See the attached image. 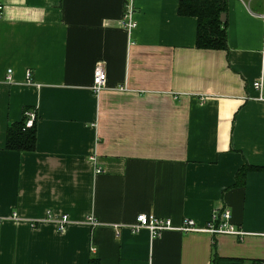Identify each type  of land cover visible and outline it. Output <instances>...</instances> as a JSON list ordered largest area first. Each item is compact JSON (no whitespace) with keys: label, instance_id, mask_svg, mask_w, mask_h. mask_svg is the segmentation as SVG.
Segmentation results:
<instances>
[{"label":"crops","instance_id":"crops-1","mask_svg":"<svg viewBox=\"0 0 264 264\" xmlns=\"http://www.w3.org/2000/svg\"><path fill=\"white\" fill-rule=\"evenodd\" d=\"M0 1V264L264 260V0H227L217 48L197 45L180 0H129L130 30L128 0ZM26 109L35 146L9 148ZM225 207L242 234L129 227L140 212L202 226Z\"/></svg>","mask_w":264,"mask_h":264},{"label":"built area","instance_id":"built-area-1","mask_svg":"<svg viewBox=\"0 0 264 264\" xmlns=\"http://www.w3.org/2000/svg\"><path fill=\"white\" fill-rule=\"evenodd\" d=\"M4 4L0 1V16L3 13ZM133 6L132 3L128 0L125 5L124 14L120 19V24L124 26L126 29L130 30L135 26L136 22L132 17L133 14ZM260 16L264 20V11L260 13ZM11 69H7V76H10ZM106 71L102 65H96L93 69V79L91 88L94 92H98L106 83ZM254 88L259 91L262 87V80L256 79L252 82ZM36 111L35 109H26L23 115V128H29L34 126L36 120ZM99 167L96 168V171H100ZM11 218L17 219L18 215L16 212H12L9 215ZM4 218L3 215L0 214V221ZM56 225L61 229L65 227L70 221V217L67 213H61L60 215H51L49 217ZM88 222L94 224L96 223V219L89 215ZM33 222V221H32ZM129 227L132 230H139L141 228H145L149 231L152 237L158 236L165 229H179V230H200V231H208L211 233H239L242 234L244 231L234 225V222L231 220V210L227 207L221 210H215L212 214V217L205 223V225L199 226L195 223L193 218L184 217L180 224H173L172 220L169 217L157 216L152 213H144L140 212L136 215L134 222H132Z\"/></svg>","mask_w":264,"mask_h":264},{"label":"trees","instance_id":"trees-1","mask_svg":"<svg viewBox=\"0 0 264 264\" xmlns=\"http://www.w3.org/2000/svg\"><path fill=\"white\" fill-rule=\"evenodd\" d=\"M227 0H180L178 11L182 14H193L197 17L196 42L200 47L217 48L226 45V21H219V13L226 11ZM23 122L10 127L7 136V146L14 149L29 150L34 148L35 126L23 128ZM243 257L215 256L211 264H242ZM253 264H264L263 259H254ZM90 264H99L92 257Z\"/></svg>","mask_w":264,"mask_h":264},{"label":"water","instance_id":"water-1","mask_svg":"<svg viewBox=\"0 0 264 264\" xmlns=\"http://www.w3.org/2000/svg\"><path fill=\"white\" fill-rule=\"evenodd\" d=\"M219 21L220 22H225L226 21V11H221L220 13H219Z\"/></svg>","mask_w":264,"mask_h":264}]
</instances>
